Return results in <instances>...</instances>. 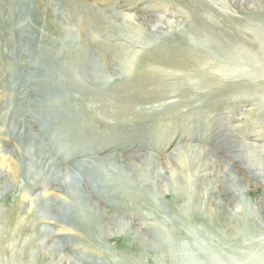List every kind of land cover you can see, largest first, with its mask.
<instances>
[{"label": "rangeland", "instance_id": "1", "mask_svg": "<svg viewBox=\"0 0 264 264\" xmlns=\"http://www.w3.org/2000/svg\"><path fill=\"white\" fill-rule=\"evenodd\" d=\"M8 1L0 0V19L9 18L2 11ZM72 1L110 74H123L109 76L100 89L83 83L59 0L36 1L24 14L21 34L49 67L33 77L29 57L16 58L18 31L2 28L0 21V264H264V0ZM201 14L214 24L195 36L191 24ZM148 16L168 23L152 28L144 20ZM181 51L195 55V62L177 56ZM162 52L173 62L152 61L151 55ZM70 64L83 87L72 84ZM148 67L180 77L170 79V86L182 82L185 88L166 90L170 99L148 97L150 83L127 97ZM198 71L223 79L205 97L195 90H207L214 81H202ZM53 75L61 85L43 81ZM28 136L29 143L21 141ZM23 145L47 148L61 167L57 171L77 162L81 169L92 167L93 175L101 169L97 165L106 164L117 178L128 176L116 168L117 159L125 165L123 157L136 163L154 159L160 169L164 164L168 179L155 181L146 172L141 188L128 190L135 202L150 201L132 214H145L142 223L162 229L141 231L118 212L123 234H93L64 223L45 208L46 201L72 203V197L59 183L24 187L16 153ZM231 157L242 165H227ZM208 172L220 181L214 191ZM41 175L43 182L51 172ZM218 185L223 198L215 194Z\"/></svg>", "mask_w": 264, "mask_h": 264}, {"label": "bare ground", "instance_id": "2", "mask_svg": "<svg viewBox=\"0 0 264 264\" xmlns=\"http://www.w3.org/2000/svg\"><path fill=\"white\" fill-rule=\"evenodd\" d=\"M36 1H40V0H9L7 2V4L3 2L2 5H4L5 7L2 9V11L8 10L7 12H8L9 18L0 19L2 28L9 27V29L12 30L13 32L18 31L17 41H14V46H13L14 50H15L16 58L19 55H20V59H22L23 55L29 57L30 62L32 63L30 66V70L32 71L31 77H33V75H35L41 71L49 70L48 69L49 68L48 63L46 61H44L43 57L40 56L41 53H40V50L38 49V47L36 46V44L28 42V40H26L27 37L25 36V33L21 34L22 30H25V28H24L25 25L23 23H24V17H26V16L24 14L28 13L29 10L34 7ZM240 1H242V0H239V2ZM204 2H206V0L201 1V3H204ZM198 3H200V2H198ZM56 6H58L60 8V11L63 13V14L61 13L62 14L61 15L62 16L61 22H62V24H64V28L67 31V36L69 37L71 45H72V49L74 50V53H75L74 56H75L76 65H77V72H78L79 77L81 79H83L82 80L83 83L86 85H89V87H91V89L92 88L93 89L94 88L100 89L101 87L106 86V84L108 83V80L110 79L109 76L114 77V76H118L120 74H123L122 72L118 73L117 75L116 74H110L108 67H106V63H103L102 60L100 59L99 55L96 53L97 52V48H96L97 44H95L94 41L90 43L89 39H87V37L84 33L85 32L84 22L78 18V14H77L79 5L72 0H59V2L56 4ZM12 12H13V14H12ZM140 17H141V15H140ZM144 20H146V24L147 25L149 24L152 28H157V27L163 28V26H166L168 23L167 21H164L165 19L163 17H160V16H158L157 18L148 16V17H144ZM213 24H214V22L210 21L208 18H206L204 15L201 14V16H199V18L196 19L191 24V32L195 36H199L200 34L204 33V31L206 29L213 26ZM251 31L252 30H250L249 32H251ZM253 31H255V30H253ZM255 33H256V31H255ZM76 40H78L77 45L74 44V41H76ZM26 41L28 43L24 44V42H26ZM254 43H256V42H254ZM162 47H163L164 51H165V49H168V48H164L165 47L164 45H162ZM237 48H239V47H237ZM171 54H172V52L170 51V55ZM176 55L179 57H182L183 60H187L188 62H191V63L195 62V59H194L195 55L193 57L192 54L184 53L183 51L178 52V54H176ZM151 56L153 57L152 61H159V62L164 61V63H169V62L171 63L174 60V58H172L169 61V57H167L166 53H163V52L162 53H155L154 55H151ZM50 63H51V60H50ZM62 67H61V71L63 69ZM70 67H71V71H70V74L68 73V75L71 77L70 79H71L72 84L73 85L76 84L78 87L82 86V85H80L81 83L78 81V78L76 77V75H74L75 72L73 71V66L71 64H70ZM146 71H145L146 74H145V72H143V74H145L146 77H144L142 80H140L137 85L135 82L132 84L136 88L133 91L129 92V94H127L128 95L127 97H130L131 94L138 93L139 88H142L143 85L145 86V85L150 84V83L154 86V90H152V92L147 91L145 93V94H147L148 97H150L153 94L159 93L162 96H164L163 98L170 99L171 96L169 94H166V90L167 91L172 90V89L173 90H180L182 85H183V88H185L184 84L182 82L172 84V86H170V84H171L170 79H172V78L173 79H179L180 77H178V76H173V75H171V73L161 72L158 68L157 69H155V68L149 69V67H148V70H146ZM199 74L201 76L199 78H201L202 81H203V79H208L211 82L214 81L213 82L214 84L210 83L209 86L206 87L207 90H205L204 87L197 88L199 90H201V89L205 90V91L198 92L196 89L195 92L197 94V97H200V96L205 97L211 90H213V87L215 86V81L223 80V79H220L219 77H217L213 74L207 75V74H204L201 72H199ZM57 75H59V74H57ZM54 76H56V75H53L52 77H50V79L48 78L47 80H43L45 83H47V86L54 87V86H58L57 84H60V85L62 84V83H60V80H59L60 78L57 79ZM22 80L24 82L23 77H22ZM13 82L14 81H12V83ZM28 82H29V80H28ZM30 84H32V83L30 82ZM8 89H10V88H8ZM123 90H125V89H123ZM84 93H91V95L93 97H96L91 92V90H89V91L84 90ZM21 94H22V91H21ZM124 96H126V95H124ZM52 106H53V104H52ZM20 108H21V106H18L16 113H18L21 110ZM150 108L153 109V107H151V106H150ZM47 111H49V110H47ZM136 114H138V113L136 112L135 115ZM14 119H15V115L12 118V120H14ZM17 122H19V121H17ZM13 129H14L13 127L8 128L9 135H11V132L13 133V131H14ZM17 133H18V131L14 132L13 138L17 135ZM29 139L31 140V137L28 136L25 138H21V141H25V142L28 141V143H29V141H30ZM121 148H122V146H121ZM190 149L191 148L189 147V151H190ZM20 152L22 153V155H20ZM16 153L18 155V158L21 159L20 160L21 165L24 166V167H22V169H23L22 179H23L24 187H26L28 189H33V188H39L41 186H46L47 184L55 185V184L59 183V186H58L59 189L65 191V193L67 192V194H69L72 197L71 202L73 204L70 202H66V203L62 204L63 202H61V200L59 202L56 199L46 201L45 208L47 210L48 209L51 210L53 212V215L57 216L64 223L72 225L73 227L76 225H79L80 226L79 228L82 231L86 230L88 233H93V234H99V235L106 234L108 236V234H110V232H114V231H119L120 233L123 234V232H125L126 228L124 229L123 221H121L122 217L119 214H116L118 212V213H123L130 220V222L133 224V226L135 225L138 229H141V231L145 230V232L146 231L148 232L149 230H152L153 228L159 229V227L160 228L162 227V225H158V224L154 226V224L142 223L140 220H143V218L145 219V217H147L145 214L141 215V217L138 214L137 215L132 214V210L134 208H136V211L139 212L141 209L140 206L141 207H150V201H147L144 199V197H142L141 202H135V200L133 198L135 196L129 195V193H131V192L128 191L129 188H131V187H137L138 189L141 188V186L144 184L141 181H144V179H145V176L143 174H145L146 172H148V173L150 172L148 175H150V178L152 177L153 180H155V181L156 180L157 181H159V180L164 181V180L168 179L169 174H168V171H166V166L164 164L160 163L163 165V166H161V169H160L159 166H157L158 165L157 160L153 159V161H152L151 160L152 158H150L149 160L152 161L150 163L145 162L144 160L139 162V163H136L133 160V158L131 160L128 157L121 156L124 158V164L125 165L121 166L122 161H119V159H117V161L115 162L117 164L116 168L121 169L120 170L121 174H123L124 170H126V172H128V176H125V174H124L123 176L116 178V175H112L108 171H106L108 168V167H106L107 166L106 164H105V167L101 166V164L97 165V167H101V169H99L98 171L94 170L95 173H93V175H92V172H90V170H89L92 167H90V168L86 167V168L81 169L80 164H78L77 162H76V165H79V166H77L75 168H72L71 166H69V167L67 166L66 168L63 167L62 169H60V171H57L56 169L61 168L57 164V160L52 158L53 155L50 153V151L47 148L45 149V148L41 147L40 145H37V146L33 145V147H32V145H27V146L23 145L22 151L17 150ZM195 158H197V157H195ZM56 159H60V157H58ZM232 160L233 161L235 160L238 162L239 159L231 157V161L230 160L226 161L227 165H231L234 168V165H232V163H233ZM182 161H184L183 158H182ZM1 162H3V159L1 160ZM241 162L242 161L239 160V165H242ZM44 163H45L44 168H46V169H44L42 167ZM154 163H156L155 166H157V167L154 166ZM208 166H209V164H208ZM162 168L164 170H162ZM210 168H211V166H210ZM238 169H239V167H238ZM41 171L45 174L51 172L50 177H47V179L44 180L43 182H41L40 178H39V177H43L41 175ZM236 171L238 172V170H236ZM201 174L203 176H205L203 173H201ZM238 174H239V172H238ZM207 175H209V177H207V178L210 179V181L212 183H214V185L212 187V189L214 191V188L216 187L218 182H220L218 177H217V174H213L211 172H208ZM132 177L135 178L134 182H132V180H131ZM44 179H45V177H44ZM135 182H138V183H136V185L134 186ZM106 185L109 186V189H106ZM218 187H219V185H218ZM81 188L83 189V192L80 191ZM223 193L224 192L220 187H219V189L215 190V194L218 195V197L221 196L223 198ZM126 196H128V197H126ZM129 197H131V198H129ZM70 205H72V206H70ZM61 206L63 208L62 211L60 209ZM232 216H233V214H232ZM100 223H104L106 226L101 227ZM127 231H128V228H127ZM109 236H111V235H109Z\"/></svg>", "mask_w": 264, "mask_h": 264}]
</instances>
